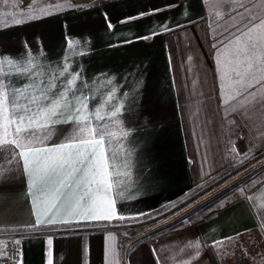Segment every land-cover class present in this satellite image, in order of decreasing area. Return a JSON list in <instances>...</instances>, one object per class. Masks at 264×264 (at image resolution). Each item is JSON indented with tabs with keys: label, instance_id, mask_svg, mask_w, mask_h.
Instances as JSON below:
<instances>
[{
	"label": "crops",
	"instance_id": "0c3cea01",
	"mask_svg": "<svg viewBox=\"0 0 264 264\" xmlns=\"http://www.w3.org/2000/svg\"><path fill=\"white\" fill-rule=\"evenodd\" d=\"M178 2L190 8V14L185 13L187 20L178 15L180 7H176L147 19L119 24L117 18L162 7L168 0H92L91 3L81 0L76 9L0 31V53H10L12 58L22 50L24 38L35 52L34 37H41L44 54L37 55L33 61L35 71L41 73L40 80H48L58 73L64 63L70 65L69 71L82 63L81 79H86L91 89H83L89 97L90 108L96 104L95 98L103 102L115 87L117 100L125 105L123 128L131 130L128 140L136 146L131 159L132 178L124 177L125 183L121 184L125 196L135 199L129 198L125 203L117 201L118 213L126 219L82 225L76 235H70L65 227L52 229L49 234L54 240V264H105V242L107 264H128L129 257L149 261L153 248L158 250L162 264H227L222 255L225 248L232 253L230 258L243 249L247 253L243 254L244 258L255 254L256 264H264V247L260 241L264 235V172L260 169L169 229L132 243L136 236L122 226L126 220L167 207L169 210L190 198L195 199L217 185L221 187L222 182L221 190L264 163V127L249 131L247 127L233 130L226 122L222 126V110L218 112L222 81L215 75L214 61L209 55L208 25L213 28L216 25L208 0H204L203 9L201 0ZM103 12L116 24L113 32L104 25ZM166 17L170 18L166 22L173 29L169 32H163L158 23ZM177 21L180 27H176ZM65 24L70 38L81 41L71 50L66 48L62 36ZM150 26L163 34L148 41L134 40L135 36L146 34ZM126 39L134 42L122 43ZM81 51L87 55L81 57ZM63 54L67 55V61ZM22 62H26V57ZM5 71L20 75L8 66ZM100 73L108 74L107 79L115 77L113 83L107 84L106 77ZM7 82L11 83V78ZM23 82V77L15 81ZM80 86L81 80H77L72 91ZM125 91L129 92L127 98L123 97ZM106 111L107 107L102 106L101 115ZM109 129L116 130L110 123ZM68 131L69 125H58L49 143L61 140ZM122 142L131 147L128 141ZM233 146L238 152L249 151L243 165L240 160L233 161L236 155L231 152ZM110 147L111 151L120 153L118 162L127 159L115 139ZM0 151L7 154L18 150L0 145ZM0 165L6 167L7 162ZM137 176L147 181L139 188ZM249 177H252L250 181ZM39 187L34 186L29 193L23 182L17 181L14 186L0 189V230L20 235L11 230L29 221L32 196L43 195ZM61 218L68 217L65 213ZM238 232L243 234L237 237L240 246L234 247L235 242L225 240L223 245L213 247L216 240L235 237ZM78 241L88 245L86 257L78 255ZM19 247L23 251V264H43L41 238L28 234Z\"/></svg>",
	"mask_w": 264,
	"mask_h": 264
},
{
	"label": "snow or ice",
	"instance_id": "6c2138e0",
	"mask_svg": "<svg viewBox=\"0 0 264 264\" xmlns=\"http://www.w3.org/2000/svg\"><path fill=\"white\" fill-rule=\"evenodd\" d=\"M80 2L0 0V31L76 9ZM208 3L216 25L215 28L208 25V35H211L209 55L214 61L215 75L222 81L218 94L222 126L226 122L233 130L247 127L249 131L264 127V0H208ZM5 7L9 10L5 11ZM176 7H180L178 15L187 20L186 11L190 14L188 5L180 4L178 0H168L162 7H152L135 15L117 18V23L128 24L147 19ZM203 7L204 0H201ZM168 19L166 17L165 21L158 22L163 32L173 30L166 22ZM102 20L106 29L113 32L116 24L107 12L102 13ZM180 26L177 21L176 27ZM160 34L163 33L150 26L146 34L135 36L134 40L148 41ZM62 36L68 50L81 43L70 38L66 24ZM34 39L37 43L35 52L27 38H24L21 41L22 50L16 53V58H12L10 53H0V145L14 146L18 150L7 154L0 151V162H7L6 167L0 165V189L22 181L27 192L31 193L34 186L40 185L38 191L43 194L32 196L29 221L11 230L18 232L20 238L13 239L11 243L0 239V259L7 264H23V251L19 246L28 234L41 238L43 264H54V240L49 234L52 229L65 227L70 235H76L82 225L124 221L126 217L118 213L117 201L125 203L129 198L135 199L134 196H125L121 190V184L125 183L123 178H132L130 167L136 146L128 140L131 130L123 128L122 109L125 105L117 100L116 88L109 91L103 102L95 98L96 104L90 108L89 97L83 89H91L88 81L81 79L84 76L82 63L71 71L70 65L64 63L61 70L48 80L38 79L41 73L35 71L33 61L37 55L42 56L44 50L41 37L35 36ZM134 40L126 39L122 43H133ZM79 55L83 57L87 52L81 51ZM25 57L26 62H22ZM63 58L68 60L66 54H63ZM5 66L15 69L20 75L6 72ZM168 66L171 71L170 55ZM98 75L105 76L109 85L115 79H107L106 73ZM20 77H23L24 82L15 83ZM9 78L11 83L7 82ZM77 80H81V86L72 91ZM128 96L129 92H123L124 98ZM102 106L107 107L105 115H101ZM109 123L116 130H110ZM208 123L211 124V121ZM58 125H69L70 131L61 140L49 143ZM193 135L196 133L193 132ZM114 139L120 145V152L127 156L121 162H118L120 153L111 151ZM122 141H128L131 147ZM231 152L236 154L232 157L233 161L240 160L242 165L249 156L247 149L238 152L235 146ZM259 171L264 172V168ZM251 179L248 178L249 181ZM136 182L139 188L147 181L137 176ZM65 213L68 218H61ZM242 235L238 232L235 237L216 240L213 247L223 245L225 240L235 242L234 247L240 246L237 237ZM260 241L264 247V235L260 236ZM196 247H199V241ZM77 252L81 258L86 257L89 254L88 245L78 241ZM104 254L107 264L106 242ZM222 255L227 259L232 253L226 249ZM250 259L256 264L255 254ZM128 264H162V258L158 257V250L153 248L149 261H136L129 257Z\"/></svg>",
	"mask_w": 264,
	"mask_h": 264
},
{
	"label": "rangeland",
	"instance_id": "374dc122",
	"mask_svg": "<svg viewBox=\"0 0 264 264\" xmlns=\"http://www.w3.org/2000/svg\"><path fill=\"white\" fill-rule=\"evenodd\" d=\"M4 10L7 11L9 9L7 7H5ZM239 179H237V180H239ZM236 181H234V182H236ZM234 182H232V183H234ZM232 183H230V184H232ZM222 185H223V183L221 182L220 186L222 187ZM221 187H219V185H217L214 188H211L210 190L203 192L197 198L192 199V200H190L191 199L190 198V199L182 202L181 204H179L175 207H171L169 210L163 212L162 214L150 216V217L143 218L140 220H135V221H130V222H122V226L130 234H134L136 236V238H139V237H142L145 235L146 236L143 238L152 236V235L158 233V232H156V233L149 234L150 232L154 231L155 229H157V228H159V227H161V226H163L169 222H172V221L176 220L177 218H179V217H181L187 213L183 218L178 219L177 221L173 222L171 225H169L168 227H166L163 230L169 229V228L175 226L176 224H178L181 220L186 218L188 215L194 213L202 205H204L205 203H207L211 199L215 198L218 194H220L226 188L225 187V188L219 190V188H221ZM163 230H161V231H163ZM225 250H226V248L224 249V251ZM228 251H230V250H228ZM236 253H239V255L231 256V258H230V256H228L227 259H225L227 264H253V261H252V259H250L249 255H247L245 258L243 257L244 251H242V249L239 252L237 251ZM257 261L258 260H256V262Z\"/></svg>",
	"mask_w": 264,
	"mask_h": 264
},
{
	"label": "trees",
	"instance_id": "16d2710c",
	"mask_svg": "<svg viewBox=\"0 0 264 264\" xmlns=\"http://www.w3.org/2000/svg\"><path fill=\"white\" fill-rule=\"evenodd\" d=\"M262 167H264V163H263L262 165H260L259 167H257L256 169H254V170L250 171L249 173L245 174L244 176H242V177H241L239 180H237L236 182H234V183L230 184L229 186H227L224 190H227V189H229V188L235 186L236 184H238V183L241 182L242 180L246 179L248 176H250L251 174H253V173L256 172L257 170L261 169ZM224 190H223V191H224ZM173 205H174V204H173ZM173 205H172V206H173ZM169 207H171V206H169ZM167 209H168V207H167V208L160 209V210H157V211H155V212H153V213H150V214H148V215H146V216H143V217H140V218H134V219H132V220H126V222H128V221L140 220V219L147 218V217L154 216V215H159V214H161L162 212L166 211ZM186 214H187V213H186ZM186 214H184L183 216L177 218L176 220H174V221H172V222H169V223H167V224H165V225H163V226H161V227L155 229L154 231L150 232L149 234L156 233V232H160L161 230H163V229H165L166 227H168L169 225H171L173 222L177 221L178 219L183 218ZM7 232H8L7 230H2V231H0V234H4V233H7ZM149 234H148V235H149ZM145 236H146V235H145ZM145 236H142V237L136 238L135 240L132 241V243H134V242H136V241L142 239V238L145 237Z\"/></svg>",
	"mask_w": 264,
	"mask_h": 264
},
{
	"label": "built area",
	"instance_id": "2783aa9c",
	"mask_svg": "<svg viewBox=\"0 0 264 264\" xmlns=\"http://www.w3.org/2000/svg\"><path fill=\"white\" fill-rule=\"evenodd\" d=\"M15 238H20V235L14 234V233L0 234V239L4 240L7 243H11V241ZM17 259H18V257H17ZM0 264H7V262L0 259Z\"/></svg>",
	"mask_w": 264,
	"mask_h": 264
}]
</instances>
